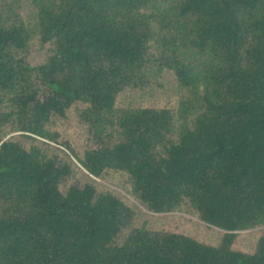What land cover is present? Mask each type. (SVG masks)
Listing matches in <instances>:
<instances>
[{"label": "trees", "instance_id": "obj_1", "mask_svg": "<svg viewBox=\"0 0 264 264\" xmlns=\"http://www.w3.org/2000/svg\"><path fill=\"white\" fill-rule=\"evenodd\" d=\"M0 264H264V0H0Z\"/></svg>", "mask_w": 264, "mask_h": 264}, {"label": "rangeland", "instance_id": "obj_2", "mask_svg": "<svg viewBox=\"0 0 264 264\" xmlns=\"http://www.w3.org/2000/svg\"><path fill=\"white\" fill-rule=\"evenodd\" d=\"M22 15L28 22L30 32L33 30V14L26 7L25 3L22 4ZM179 96L177 89L167 81H162L159 85L147 88L139 94L129 93L124 96V101L128 104H154L157 106H173ZM61 131L60 127H56ZM72 136V128L70 129ZM118 180L115 175H110L105 179H95V184L102 188H114L121 191ZM117 182V183H116ZM122 192V191H121ZM124 193V192H122ZM141 217V215H140ZM174 224L172 228L184 230L192 237L199 241L206 243H215L217 238V230L215 228H206L194 215L188 211H175L172 213H157L153 215V226L162 227L164 225ZM254 229L245 230L238 234V244L241 248H247L254 238Z\"/></svg>", "mask_w": 264, "mask_h": 264}]
</instances>
